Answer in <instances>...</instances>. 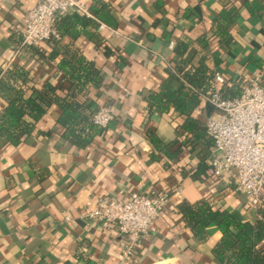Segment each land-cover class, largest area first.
<instances>
[{"label": "crops", "instance_id": "1", "mask_svg": "<svg viewBox=\"0 0 264 264\" xmlns=\"http://www.w3.org/2000/svg\"><path fill=\"white\" fill-rule=\"evenodd\" d=\"M38 1L0 0V115L14 89L25 97L37 90L51 102L42 103L36 122L25 115L34 123L31 134L19 142L0 138V264H124L117 227L105 230L86 216L94 207L87 203L133 191L150 197L170 193L141 240L137 264H223L213 254L220 229L209 225L208 238L200 240L180 205L207 199L249 222L259 218L258 210L247 205L229 174L195 176L198 150L183 146L175 155L174 148L166 149L181 139L183 118L174 117L173 107L162 112L151 106L149 95L162 89L178 62V42L210 36L228 2L238 15L230 27L232 43L224 51L212 37L201 53L211 55V69L240 89L252 73H264V0H88L90 7H107L104 18L90 12L79 28L61 18L74 13L59 15L56 26L72 28L56 43L43 44L42 55L22 43L23 18ZM78 62L101 69L103 81L100 87L89 83L88 94L75 98L115 109V119L85 148L68 141L57 121L58 102L75 89L70 65ZM171 86L177 89L180 82L172 80ZM210 114L203 105L194 113L205 123Z\"/></svg>", "mask_w": 264, "mask_h": 264}, {"label": "trees", "instance_id": "2", "mask_svg": "<svg viewBox=\"0 0 264 264\" xmlns=\"http://www.w3.org/2000/svg\"><path fill=\"white\" fill-rule=\"evenodd\" d=\"M107 11L104 4L100 8L90 7V12L99 18H104ZM237 16L232 2L225 3L213 22L210 36L204 34L196 39L186 36L180 40L175 47L179 60L172 69H169L167 82L159 92L149 95L151 106L162 112H169L173 107L174 117L183 118V122L178 128L181 139L172 145H167L166 149L170 151L174 148L172 153L175 155L183 146H191L192 150H198L199 162L194 174L201 178L210 175L208 159L214 144L208 135L205 121L195 116L194 113L201 105L209 106L211 113L215 110L202 98V95L213 90L214 71L207 63V59L211 55H203L201 49L210 48L212 44L210 38L215 37L216 45L224 51L227 50L233 40L230 27ZM66 17L79 23V28H83L89 22V19L83 14L74 13L70 17L61 15L63 19ZM70 27L72 28V25H68L63 30L59 22L57 24L60 34H63L64 31L69 32ZM56 39L52 38L47 42L56 43ZM197 45L200 48H197ZM30 49L37 54H43L41 46H30ZM216 59L218 62L219 59ZM70 69V80L75 89L69 98L65 97L58 102L62 113L57 121L64 128L63 134L68 141L79 148H85L92 143L93 138L101 129L93 121V116L99 110L100 105L93 99L82 102L75 97L81 92L88 94L89 83L100 87L103 81V72L95 66L82 65V62L70 65ZM172 80L180 82L177 89L171 86ZM49 87L52 90L56 89L52 84H49ZM14 91L15 95L0 115V138L7 143L19 142L31 134L34 123L28 122L25 115L30 114L36 122L44 112L42 103L48 105L51 103L45 93L37 90H33L32 95L28 97L16 89ZM241 91L242 89L236 85L231 86L227 83L220 89L224 97L238 96ZM176 145L177 147H174ZM180 210L187 224L200 240L208 238L207 228L209 225L215 224L220 229L222 237L214 246L213 254L221 263L264 264V207L258 209L259 218L255 222L243 221L228 209L214 207L207 199L197 204L183 202L180 205Z\"/></svg>", "mask_w": 264, "mask_h": 264}, {"label": "built area", "instance_id": "3", "mask_svg": "<svg viewBox=\"0 0 264 264\" xmlns=\"http://www.w3.org/2000/svg\"><path fill=\"white\" fill-rule=\"evenodd\" d=\"M66 13L90 15L88 0H40L23 18L22 43L42 46L52 38H59L57 17ZM225 75L215 71L213 90L202 98L215 110L206 118L208 135L213 140L209 159V174H229L237 192L243 194L249 207H264V73L256 71L243 83L241 94L224 97L221 86ZM115 119L111 105H100L93 121L101 129ZM177 193V192H176ZM170 193L156 196L133 191L122 198L98 196L87 206L94 207L86 214L109 230L116 226L121 236L124 264L134 260L141 240L148 234L155 220L169 201Z\"/></svg>", "mask_w": 264, "mask_h": 264}]
</instances>
